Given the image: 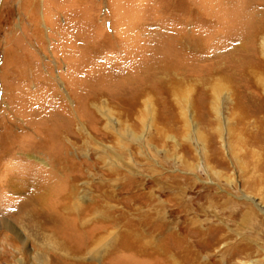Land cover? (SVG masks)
Returning a JSON list of instances; mask_svg holds the SVG:
<instances>
[{"label": "rangeland", "instance_id": "374dc122", "mask_svg": "<svg viewBox=\"0 0 264 264\" xmlns=\"http://www.w3.org/2000/svg\"><path fill=\"white\" fill-rule=\"evenodd\" d=\"M260 26L262 0H0V264H264V134L202 84L242 91Z\"/></svg>", "mask_w": 264, "mask_h": 264}, {"label": "bare ground", "instance_id": "6f19581e", "mask_svg": "<svg viewBox=\"0 0 264 264\" xmlns=\"http://www.w3.org/2000/svg\"><path fill=\"white\" fill-rule=\"evenodd\" d=\"M264 1V0H262ZM256 5V4H255ZM254 7V6H253ZM258 7V6H257ZM250 8V7H249ZM254 11V10H253ZM256 12V11H254ZM240 13V12H239ZM238 13V14H239ZM237 14V15H238ZM240 20V18H239ZM242 21V20H241ZM239 22V21H237ZM235 23L237 25H240L239 23ZM246 23V21H245ZM250 24V23H249ZM256 25V24H255ZM258 25V24H257ZM245 26L247 27V24H245ZM249 26V25H248ZM238 27V26H237ZM245 27V29H246ZM240 28V27H239ZM255 28V27H253ZM258 28V26H257ZM243 29V28H242ZM249 29V28H248ZM249 31V30H248ZM249 32H252L251 30ZM246 33V32H245ZM247 34V33H246ZM252 34V35H251ZM242 35V34H240ZM249 36L250 39V43L251 46L248 47V50L252 51L254 54V59H252L251 63H247L249 61H247V65L244 66V70L243 71V77L244 79H246L247 81L245 82V88L242 91L236 92L234 91L235 89L238 88H233V86H231L234 82V77L232 76H226L225 74L221 73V71L213 69L211 66V69L208 68L207 69V73L208 70L210 71L209 74L210 77H203L204 82L202 83L205 87V99H206V103H205V113L206 114H210V115H215L217 117V115L220 114V104L219 101L221 100L220 96L221 94L226 96L228 99L231 100V111L229 112L231 119H233V121L236 122V129L238 130L239 134H246V135H251L252 133L256 132V133H261L264 134V28H262V26L259 27V29L257 30H253V33H249V35H247V37ZM242 38V37H241ZM246 41V40H245ZM248 41V40H247ZM244 43V42H243ZM244 46V45H243ZM198 47V46H197ZM237 48V47H236ZM197 49V48H196ZM240 49V48H239ZM246 49V46H245ZM193 50V49H192ZM247 50V49H246ZM200 52V51H199ZM233 52V51H232ZM235 52V51H234ZM243 52V51H242ZM196 53V52H195ZM194 53V54H195ZM241 53V52H240ZM246 53V52H245ZM228 54V53H227ZM231 54V53H230ZM238 54V53H236ZM196 55V54H195ZM229 55V54H228ZM201 56V55H200ZM199 56V57H200ZM203 56V55H202ZM226 57V55H224ZM198 58V56H196ZM252 57V56H251ZM215 58V57H214ZM234 58V57H233ZM239 59H241L239 57ZM232 60V59H230ZM192 61V60H191ZM210 61V60H209ZM216 61V60H215ZM251 61V60H250ZM197 62H202V61H197ZM203 62H205L203 60ZM202 62V63H203ZM234 62V61H233ZM241 62V61H240ZM244 62V61H243ZM196 63V62H195ZM194 63V64H195ZM215 63V62H214ZM220 63V62H219ZM227 63V62H226ZM231 63V62H230ZM229 63V64H230ZM236 63V61H235ZM245 63V64H246ZM211 63H209L210 65ZM232 64V63H231ZM238 64V63H237ZM242 64V63H241ZM197 65H199V63H197ZM240 65V64H239ZM238 65V66H239ZM202 66V65H201ZM219 66V65H218ZM221 66V65H220ZM236 65V67H238ZM200 67V66H198ZM232 67V66H231ZM235 67V66H234ZM241 67V66H240ZM202 68V67H201ZM221 68V67H219ZM218 68V69H219ZM223 68V67H222ZM243 68V67H242ZM166 69V68H165ZM164 69V70H165ZM200 69V68H199ZM228 69V68H227ZM239 69V67H238ZM241 69V68H240ZM163 70V71H164ZM204 68L200 71H203ZM222 70H225L224 68ZM184 71V70H183ZM240 71V70H239ZM238 71V73H239ZM169 72V71H167ZM167 72L164 73V75H167ZM191 71H189L190 73ZM197 72V71H195ZM199 73V74H200ZM229 73V72H228ZM232 74V73H231ZM188 76V74L186 75ZM239 76V75H238ZM181 77V76H180ZM184 77V76H182ZM198 77V76H197ZM167 78V77H166ZM170 79V78H169ZM168 79V80H169ZM173 79V78H172ZM194 79V78H193ZM238 79V78H237ZM167 80V81H168ZM166 81V80H164ZM177 81H174L173 83H171L169 86L166 87V90L168 92L169 95H173V96H177V97H181L180 99L183 98L182 101H186V103H191L192 102V94L195 91L196 87H199L200 85H202L200 82L199 83H192L194 82L193 80H191L192 84H189L190 82L187 80L186 82L188 83V87H183L184 85L183 82L181 83ZM183 81V80H182ZM238 81V80H237ZM241 81V80H240ZM209 82V83H208ZM164 83V82H163ZM168 83V82H167ZM237 83V82H236ZM235 83V84H236ZM239 83V82H238ZM187 85V84H185ZM239 86V85H238ZM165 87V85H164ZM188 90V91H187ZM179 99V100H180ZM178 100V101H179ZM207 100H209L208 104H207ZM176 101V100H175ZM180 103H182L180 101ZM186 104V105H187ZM181 113L183 115V117L186 114L185 109L181 110ZM207 116V115H206ZM185 118V117H184ZM162 128V127H161ZM164 129V128H163ZM73 192V190H72ZM74 209V208H73ZM43 226V225H42ZM40 228V227H39ZM35 229V228H34ZM43 229V228H42ZM14 234L19 238L20 233L17 232L15 229H13ZM36 231V230H35ZM44 232V231H43ZM42 234V233H41ZM38 235V233H37ZM53 235V234H52ZM50 235V236H52ZM55 235V234H54ZM53 235V236H54ZM46 236L45 234L43 235V237ZM23 239V238H22ZM21 239V240H22ZM103 237L100 236L99 238H97L95 240V242L93 243L91 250H95L96 247L103 241L102 240ZM102 240V241H101ZM27 241V240H25ZM23 241V242H25ZM51 241V238H50ZM52 242V241H51ZM58 244V246H60L59 248H67V243L65 241H62L61 239L59 240L58 238H56L55 244ZM24 244V243H23ZM53 244V243H52ZM57 246V245H56ZM23 248V247H22ZM54 249V248H52ZM57 249V248H56ZM59 250V249H58ZM88 253L91 252L90 248L88 249ZM55 251V250H54ZM67 251V250H66ZM42 258V257H41ZM46 258V257H45ZM47 261V260H46Z\"/></svg>", "mask_w": 264, "mask_h": 264}]
</instances>
